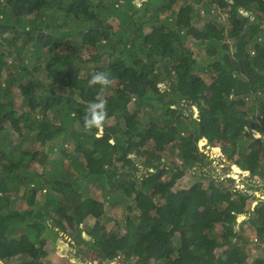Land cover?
<instances>
[{"label": "trees", "instance_id": "1", "mask_svg": "<svg viewBox=\"0 0 264 264\" xmlns=\"http://www.w3.org/2000/svg\"><path fill=\"white\" fill-rule=\"evenodd\" d=\"M97 95L99 136L83 127ZM225 162L264 191V0H0V264H48L59 236L87 264H264V201ZM91 189L122 224L98 227Z\"/></svg>", "mask_w": 264, "mask_h": 264}, {"label": "rangeland", "instance_id": "2", "mask_svg": "<svg viewBox=\"0 0 264 264\" xmlns=\"http://www.w3.org/2000/svg\"><path fill=\"white\" fill-rule=\"evenodd\" d=\"M242 14L245 16L244 12H242ZM200 20L202 21L201 22L202 26L207 25L206 21H208V20H204V18H200ZM218 20L221 21L222 23H224L225 25H229V24H232L234 17H229V16H225L224 14H222ZM147 32L148 31L146 30V33ZM81 41L84 42L83 39ZM188 45L189 46L191 45V40H188ZM84 52L89 54L93 58L97 57L95 49L92 47H85ZM200 52H202V51H200ZM192 108L194 110L193 115L196 116L197 115V109L194 105L192 106ZM135 118H137V116ZM254 133H255V136H257V137L259 136L258 132H254ZM199 145H200V148L204 152H206L207 154L210 155V157L215 159V160H213V162L211 164L212 165L211 168H213L214 176H217V175H222V177L226 176L227 174L224 172L226 170H224L222 168V164L220 162H218V156H221V152L219 151V148L215 149V147H210L203 138L199 139ZM52 156H53V154H51V157ZM222 160L225 161L226 160L225 157H222ZM164 161H165V159H164ZM166 161H167V159H166ZM138 163H139V165H138L139 168H141V165H142V164H140L141 161ZM225 165L228 166V168H230V170H228V172H229L228 174H229V176L233 177V179L236 182V186L238 188L243 187V186L250 188V196H249L248 201H247V204L250 205V207H253V205H255L259 201H264V191L262 189L253 190L251 185H250L251 183H253V184L255 183L256 185H261L263 182V180L261 178H258L257 176L249 177L247 171H242L237 166L234 167L235 164H233V163L228 164L227 162H225ZM189 172L190 171L182 172L180 174L179 178L177 179V184H176L177 186L178 185L179 186H187L189 184V182H193L196 180L195 178L192 177V175ZM191 173H193V172H191ZM204 181H205V183H207L206 180H204ZM64 185H65V187H67L69 189L71 188V185L68 184V181L65 182ZM89 195L95 199L102 200L103 204H104V215L100 218V220H99L100 223L98 224V227L104 226L106 229H112L116 225L115 222L122 224V219H123L122 205L112 204V203L108 202L107 200L104 199V197L101 195V193L99 191H96L94 189H91L89 191ZM17 203H20V202H17ZM16 206H18V205H16ZM243 218H244V215H239L238 221L242 220ZM94 221L95 220L91 219V218L86 220L88 225H91L92 223H94ZM82 227H83V224H82ZM242 227L244 228L243 232L249 238H251V239L253 238L252 242L257 243L258 241H256L254 230L252 228L248 227L247 225H243ZM70 244H71V242L69 241L68 238H66V240H65V238L59 236L56 239L55 243L51 247H49V249H48V254L46 256V260L48 259V261H47L48 264H68L66 262V259H68V261L71 264L72 263L87 264V263H83L81 261L80 257L76 253V249L74 247H72ZM259 253L264 255V244L260 245ZM103 264H123V263H121L117 259H114L111 261L103 262Z\"/></svg>", "mask_w": 264, "mask_h": 264}, {"label": "clouds", "instance_id": "3", "mask_svg": "<svg viewBox=\"0 0 264 264\" xmlns=\"http://www.w3.org/2000/svg\"><path fill=\"white\" fill-rule=\"evenodd\" d=\"M90 87L98 86L100 89H107L112 86L113 79L107 72H96L88 80ZM109 119L107 100L97 95L87 105L86 113L83 116V127L86 132L97 130L99 136L106 121Z\"/></svg>", "mask_w": 264, "mask_h": 264}, {"label": "bare ground", "instance_id": "4", "mask_svg": "<svg viewBox=\"0 0 264 264\" xmlns=\"http://www.w3.org/2000/svg\"><path fill=\"white\" fill-rule=\"evenodd\" d=\"M238 170V169H237Z\"/></svg>", "mask_w": 264, "mask_h": 264}]
</instances>
